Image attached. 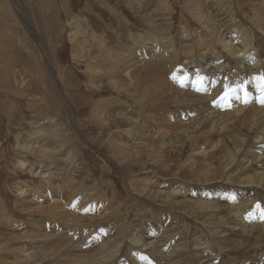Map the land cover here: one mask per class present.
Here are the masks:
<instances>
[{
	"label": "rangeland",
	"instance_id": "rangeland-1",
	"mask_svg": "<svg viewBox=\"0 0 264 264\" xmlns=\"http://www.w3.org/2000/svg\"><path fill=\"white\" fill-rule=\"evenodd\" d=\"M262 78L264 0H0V264H264Z\"/></svg>",
	"mask_w": 264,
	"mask_h": 264
},
{
	"label": "bare ground",
	"instance_id": "bare-ground-1",
	"mask_svg": "<svg viewBox=\"0 0 264 264\" xmlns=\"http://www.w3.org/2000/svg\"><path fill=\"white\" fill-rule=\"evenodd\" d=\"M260 21H261V18H260ZM238 27V29L240 30L241 28H239V26H237ZM15 34V33H14ZM221 44H225L222 40H221ZM242 50H244V51H246V49H245V46H241L239 49H236V50H234L235 52L233 53V54H237V53H239V52H241ZM248 61H250V60H248ZM254 60H251V62H253ZM256 61V60H255ZM255 61L253 62V63H255ZM258 62V61H257ZM249 64H251V63H249ZM209 66V65H208ZM259 66V65H258ZM251 83L252 84H254L255 82L254 81H251ZM213 85V83L210 85V86H212ZM203 86L204 87H210L209 86V82L207 83L206 82V79H205V84L203 83ZM256 86V87H255ZM255 86H253V88H254V93L257 91V84H255ZM256 88V89H255ZM252 92V93H253ZM258 92V91H257ZM254 95H258L257 93H255ZM253 95V96H254ZM260 95V94H259ZM256 96H254V97H252V99L254 100V101H256V103L255 104H260L261 105V107H263L264 106V102H262V99H261V95H260V99H257V98H255ZM259 105V106H260ZM255 106V105H254ZM244 106L243 105H241L240 106V110L238 109L236 112L238 113V114H240V113H242V110L244 111ZM264 109V108H263ZM264 111V110H263ZM264 132V131H263ZM264 136V135H263ZM262 141H264V137H263V139H262ZM263 145V144H262ZM260 146V145H259ZM258 149V148H257ZM258 153H261L262 155H264V147L263 146H260L259 147V149L257 150V152L255 153V154H258ZM264 159V158H263ZM263 170H264V168H263ZM257 173V172H256ZM261 173H262V171H261ZM261 173H257V174H255L254 176L255 177H253L252 175H247L246 177H244L245 178V180H246V182H250V184L254 181V179L255 178H258L257 180H259V181H261V182H263L264 181V175H261ZM256 191V190H255ZM251 192V191H250ZM257 196V195H256ZM250 201V200H249ZM257 210V209H256ZM254 211V210H253ZM254 216V215H253ZM252 216V217H253ZM262 216V214H259V216L257 217V218H259V219H257V221L259 220L260 221V217ZM262 218V217H261ZM254 219V218H253ZM252 219V220H253ZM255 220V219H254ZM258 221V222H259ZM263 222V221H262ZM259 224V223H258ZM250 225V224H249ZM254 224H252V226H253ZM257 226V227H256ZM255 227L256 228H258V231L259 232H264V227H263V225L261 224V225H255ZM255 228V229H256ZM236 230H238V229H236ZM253 230V229H252ZM236 233V232H235ZM117 247V246H116Z\"/></svg>",
	"mask_w": 264,
	"mask_h": 264
},
{
	"label": "snow or ice",
	"instance_id": "snow-or-ice-1",
	"mask_svg": "<svg viewBox=\"0 0 264 264\" xmlns=\"http://www.w3.org/2000/svg\"><path fill=\"white\" fill-rule=\"evenodd\" d=\"M174 78H175V77H174ZM198 79H199V80H202L203 78H202V77H198ZM262 79H264V78H262ZM227 87H228V86H226V88H227ZM258 87H259V90H260V92H261V99H262V102H264V83L259 84ZM239 88H242V86L238 85L237 88H231L230 91H226V92H225L224 99H227V98L229 97V95H231V94H235L236 91H237ZM245 95H247V93H245ZM262 216H264V213H262Z\"/></svg>",
	"mask_w": 264,
	"mask_h": 264
}]
</instances>
